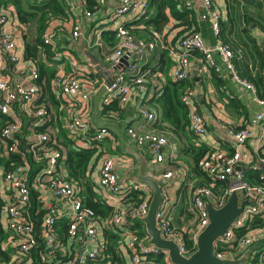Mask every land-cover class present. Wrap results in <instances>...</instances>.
<instances>
[{"label": "built area", "instance_id": "built-area-1", "mask_svg": "<svg viewBox=\"0 0 264 264\" xmlns=\"http://www.w3.org/2000/svg\"><path fill=\"white\" fill-rule=\"evenodd\" d=\"M84 8L81 14L71 16V32L73 40L82 36L83 18L91 17L105 0H96V10L87 8L86 0H78ZM117 6L111 12V20L129 16L138 19L146 13L149 0H117ZM186 4L190 5L189 2ZM71 8V7H70ZM82 15V16H81ZM202 20L210 21V28L215 35L220 31V15L213 8L212 0L201 1ZM114 40L107 41L103 38L100 28L93 26L87 34V41L91 46L103 48V60L109 64L117 65L120 58L127 54V67L125 71L116 72L110 84L100 81L97 85L86 82L83 74L89 71L85 64H81L70 54H66L63 64L68 65V71L57 69L52 79V90L60 100L59 109L64 110V129L74 144L80 147L93 146L92 141L101 142L107 135L105 127L94 129L87 120H84L77 110V101L80 108L87 105L89 90L103 93V105H110L116 101L118 109L123 110L129 98L135 91L144 94L147 92L145 76L148 71L143 69L147 56L157 47L167 50L173 64L170 77L173 81L187 80L191 77L190 58L192 52H198L195 67L199 73L212 71L217 75L230 74L233 80L242 87L250 89L253 98L261 105L262 111L253 115L247 125L240 128H230L224 121H218L217 127L228 128L227 132L233 139L234 151H218L207 159H202L201 165L208 176L209 183L191 185V201L189 202L192 212V232L184 227H177L171 222L169 212L164 206L165 196L159 210L156 213V225L161 230L162 237L173 240L179 247L181 254L188 256L185 238L189 237L196 242L198 233L209 223V216L205 204L208 202L215 207L222 206L229 191L236 187H245L248 194L253 198V203L245 205L236 220L226 229L225 234L214 241L215 255L219 259H235L253 245L259 236L264 235V173L260 174L262 183L249 185L242 180V155L239 147L246 140L255 137L256 150L264 147V95L260 97L256 93L254 85L242 78L233 61L231 47L221 41L213 46L207 45L199 32L190 33L182 37L178 42V48L166 44L159 32H152L147 38H139L133 35L130 27L120 22L113 26ZM25 39H32L29 27L20 24L16 18L12 5L7 4L0 8V114L8 116L0 130V139L4 151L19 152V141L15 137L22 128V121L16 110H23L28 117L33 119V126L45 124L50 118V112L42 106L35 104L38 97L36 79L39 76L38 69L31 60H26L24 54L17 53L18 44L24 43ZM58 35L57 30L48 26L42 33L44 44L51 45L56 49ZM107 50V51H106ZM24 53V49H23ZM218 54L219 61L215 59ZM55 56L60 57L58 51ZM23 62V66L17 64ZM181 100L187 105L189 114V131L195 137L203 136L206 131V120L198 109L194 99L192 88H186ZM66 104H64L65 102ZM139 112L147 122L156 121L159 114L153 108L140 107ZM255 128V130H254ZM36 130V129H35ZM36 142L28 146L34 160H44L41 168L32 178L29 177V164L15 166L12 170L4 172L3 179L13 190V198L6 206V228L10 237L14 240V251L11 259L2 264H34L31 252L37 247L38 242L44 244V252L41 259L48 262L59 254L64 258L59 264H98L106 255V240L98 236L96 223L103 228H109L125 239V245L129 253L130 264H144L150 255L160 252L164 254V260L171 264L166 251L160 250L153 245L147 244V236H139L137 230L129 228L131 220H142L147 214L151 191L141 182L132 183L118 181L115 172V159L110 155H101L98 161V183L109 194L117 195L122 192H138L140 201L137 204H128L123 208L112 209L105 216H96L94 210L84 204L76 185L63 174L64 166L61 163L63 154L58 147L46 146L50 140L48 131L36 132ZM127 135L135 143L140 151H143L151 167L162 164L165 159V148L169 141L167 136L149 128L128 127ZM99 147L100 144H95ZM144 154V155H145ZM264 165V157L256 154L251 161V168L258 169ZM174 172H163L164 178H170ZM226 182L227 188L223 193H215L213 187L216 182ZM33 189L40 200L41 192L47 190L53 195L60 197L66 206L65 210L57 205L48 203L45 209L42 205L36 213L43 210L41 219H35L31 213V194ZM125 189V190H124ZM260 217L263 224L257 229H251L250 225L254 217ZM66 221L64 241L59 237L55 227L57 221ZM36 228L39 231V239L36 236ZM244 228L243 234H237V230ZM71 245L70 249L65 244ZM77 244L81 251L72 249ZM247 264H263L264 253L258 255V259L252 262V256Z\"/></svg>", "mask_w": 264, "mask_h": 264}, {"label": "crops", "instance_id": "crops-1", "mask_svg": "<svg viewBox=\"0 0 264 264\" xmlns=\"http://www.w3.org/2000/svg\"><path fill=\"white\" fill-rule=\"evenodd\" d=\"M185 1L186 3L189 2L190 6L196 12L199 33L203 37L205 43L210 46L215 45L217 41H221L228 45L231 43V50L234 54L233 61L240 76L254 85L256 93L259 96L260 94L264 95V26L262 25L264 21V13L261 11L263 17L262 22H260L254 17V15H251L249 7L236 10L235 7L239 3V0H231L230 16L224 12V0H212L213 8L220 15V31L219 35H215L210 28V21L202 20L200 18L202 0ZM249 1L252 2L253 0ZM66 2L70 10L69 15L63 19H54L49 24L50 27L57 30L58 35L54 53L55 51H58L61 55L59 58H65L66 54H70L77 62L85 64L89 71L83 74V79L94 85H97L100 81L111 79L116 72L125 71L127 63L119 62L117 65H112L105 62L103 60V48L89 45L86 37L93 26L100 28L102 34L105 32L107 34V32H112V28L115 24L122 22L129 26L131 31H134L136 37L147 38L149 36L144 30V25L136 22L139 18L132 19L129 16H124L120 20H111L109 16L117 6L118 1L105 0L104 4L99 6L98 10L95 9L96 11L91 17L84 18V16L81 15L83 18V33L79 39L73 40L70 35L72 24L71 16L81 14L84 8L78 0H66ZM261 2L264 9V0H261ZM171 21L175 22L173 18H171L168 23ZM202 22L207 23L206 29L208 31L210 29L215 37V41L211 34L203 32L201 27ZM223 23L227 24V31L229 30L227 38L221 37V25H223ZM229 23H231L230 27ZM176 30L177 29L175 28L172 29L170 24H167L165 29L159 33L166 44L178 48V40L175 39ZM103 38L105 39L104 36ZM23 49V43L20 42L17 47V53L22 55ZM198 55V52H192L191 54V77L189 78L197 109L204 115L206 120L207 131L198 139H194L188 129H185V132L175 130L169 123L161 121L159 106L155 100L158 97L163 84H165L167 80H171L170 70L173 64V59L167 50L159 47L147 56L143 65V69L148 71L145 76V83L148 88L147 92L141 94L135 91L129 98V102L123 110L116 112L114 109H106L102 103L103 93L101 91L89 90L87 105L84 106V109L80 108L79 101H77L78 104L76 105L79 109L77 111L80 112L84 120L89 122L92 128L97 129L105 127L107 129V135L104 136L103 140L100 142L101 155H110L114 157L115 172L116 174L117 170L121 172L120 175L117 174L120 183H132L137 181V162L124 151L122 139H125L132 144V146L142 155L145 154L143 151H140L135 143L129 138L127 135V128L143 126L144 128L162 132L167 136L169 143L165 148V161L154 167H151L148 162L147 174L162 183L163 193L166 199L164 206L169 212L171 222L177 227H184L186 221L185 210L191 212L190 207L188 206V203L191 201V185H196L201 182L200 178L195 177L193 173L189 171L191 158L184 154L183 150L192 142L195 146L203 145L209 147L214 150V152H233V139L227 132L228 128H218V121H224L226 126L230 128H240L243 125H247L254 114L262 111L261 105L253 98V92L236 83L230 74L215 75L212 71L199 73L195 67ZM215 59L219 61L218 54H215ZM17 66H23V62H20ZM60 66L61 64L58 68ZM67 68L68 65L66 66V64H63L60 67V69H64V71H68ZM230 99L231 107H227ZM64 104H66V102ZM141 106L153 108L159 113L156 114L157 119L155 122H147L146 118H144L139 112ZM51 111L52 114L57 115L56 117H58V121H60L61 126L64 127L66 112L59 109V107L57 109L52 108ZM16 114L19 115V118L22 121L20 135L24 147L28 150V146L36 142L35 134L38 131L34 129L33 123L28 124L30 117H28L23 110H16ZM3 117L9 118L8 116L0 114V121ZM50 126L47 127L48 133L51 132L54 135L58 132L56 125ZM256 145V139L255 137H252L239 147L242 155V171L246 168H251V161L256 157V154L263 153L264 148L256 150ZM3 153H5L4 147L2 142H0V156L4 155ZM144 156H146V154ZM98 167L99 163L97 162L90 175L93 182L94 192H96V198L99 199L100 202L111 206L112 209L123 208L126 205L133 203L131 200L132 197L129 195L131 192L125 191L121 194L111 195L99 185ZM260 168L264 170V168ZM61 170L63 174L66 173L65 167ZM168 170L174 172V175L170 178H164L163 172ZM123 172L128 173L125 175ZM3 176L4 166L0 164V222L3 232L6 235L5 239L1 240V247L5 250H10V255H12L14 251V240L10 237L6 228V206L11 202L14 194L10 186L4 181ZM39 202L44 209L48 203L57 205L63 210L66 208L64 201L60 197L53 195L52 192L47 190L41 192ZM262 224V218L256 216L251 222L250 230L257 229ZM190 225H192V222ZM96 226L100 239H105V231H112L109 228L101 227L99 223H96ZM145 236H147V234ZM187 236L189 237L190 235L187 233ZM65 245V248L68 251L71 250L70 244L66 243ZM72 249L81 251L82 247L75 244ZM249 249L251 250L249 258L256 254H263L264 235L259 236ZM116 253L119 261L123 262V264H130L125 239L121 236ZM249 258L247 263L250 262ZM109 259H104V262L99 263L110 264ZM165 264L170 263L165 260Z\"/></svg>", "mask_w": 264, "mask_h": 264}, {"label": "trees", "instance_id": "trees-1", "mask_svg": "<svg viewBox=\"0 0 264 264\" xmlns=\"http://www.w3.org/2000/svg\"><path fill=\"white\" fill-rule=\"evenodd\" d=\"M86 2L87 8L90 10L96 9V0H86ZM7 4L13 6L18 22L28 26L29 32L33 35L32 39L24 38L23 54L26 60H31V62L34 63L39 73L36 79L38 97L35 104L44 106L48 112H50L49 120L43 125L35 126L34 129L42 132L44 130L48 131L47 127L50 125L57 126L58 132L54 135L49 132L50 140L45 142V145L59 148L63 154L61 163L66 169L67 179L77 186L84 204L91 207L96 216L105 217L111 212L112 208L96 198V192H94L93 182L90 176L102 154L100 149L101 146H95V144H100V141H92L93 146L89 147L75 145L74 141L67 135L64 127L61 126L60 121H58L57 115L52 114L51 111L52 108L57 109L60 103V100L52 90L51 81L57 72L58 66L63 63L64 58L56 57L52 46L43 43L42 33L52 20L63 19L69 15L70 10L67 2L66 0H0V8ZM171 18L175 21L174 26L177 27L175 39L178 40V42L185 35L199 32L196 12L190 5L186 4L185 0H149L148 10L136 20V22L144 25V30L148 33V36H150L152 32H162ZM131 32L133 35L135 34L134 31ZM103 36L107 41H111L112 43L115 35L113 32H107V34L105 32ZM186 88H191L189 79L180 81L167 80L161 87L159 95L155 100L159 106L161 121L167 122L175 130H181L183 132H185V129L189 131V110L187 105L181 100V96ZM262 96L263 95L260 94V97ZM103 106L106 109H114L116 112L119 111L116 101H113L110 105ZM227 107H231V99L228 101ZM8 119L7 117H3L0 121V130ZM29 119L28 124H31L33 119ZM189 133L191 132L189 131ZM192 136L194 139H198V137H195L193 134ZM15 137L19 141V152L3 153L4 155L0 156V164L4 166L5 172L27 161L29 164L28 174L29 177L32 178V176L44 167V160H34L31 153L24 147L20 131L16 133ZM0 142H2L1 139ZM183 153L191 158L189 171L192 172L195 177L201 179V182L198 184L209 183L208 176L203 170L201 162L202 159H207L211 154L215 153L214 150L203 145L195 146L191 142L183 150ZM260 155L264 157V151L260 153ZM262 173H264V170L261 168H246L242 172V180L249 185H258L262 183L259 177ZM226 188L227 183L222 181L216 182L213 190L215 193H223ZM30 194L31 213L35 219H41L44 211L40 210L37 213L35 212L37 208L41 206V203L36 198L37 193L31 189ZM129 195H131L133 203L135 202L134 204L140 201L138 192H131ZM128 226L131 229L137 230L139 236L144 237L146 235L142 221L131 220ZM55 227L59 233V237L64 241V234L67 228L66 221L64 219L57 221ZM245 231L244 228H241L237 230L236 233L239 235L243 234ZM5 237L6 235L3 232L0 222V264L6 263L11 259L10 250H5L1 247V240L5 239ZM104 237L106 239L107 248L104 259L110 258V264H123V262L118 260L116 253L120 239L119 234L107 230V232L105 231ZM185 243L189 252L192 253L196 249L194 240L190 239L188 236L185 238ZM43 252L44 244L40 241L37 247L31 252L34 264H59V262L64 260L63 257L57 254L51 261L46 262L41 259V254ZM104 259L99 262H104ZM257 259L258 254L254 255L251 261L254 262ZM145 263L165 264L164 254L160 252L155 255H150L145 260Z\"/></svg>", "mask_w": 264, "mask_h": 264}, {"label": "water", "instance_id": "water-1", "mask_svg": "<svg viewBox=\"0 0 264 264\" xmlns=\"http://www.w3.org/2000/svg\"><path fill=\"white\" fill-rule=\"evenodd\" d=\"M127 54L120 58V62L127 63ZM111 79H107L110 84ZM124 151L137 162L136 179L144 183L151 191L147 214L141 220L147 234V244L166 251L171 264H247L251 250H245L235 259H219L215 255L214 241L224 235L226 229L236 220L245 205L252 204L253 198L248 194L245 187L232 188L225 203L215 207L206 203L205 207L209 216V223L196 237V249L185 256L180 253L178 245L170 239L162 237L160 228L156 225V213L164 199L163 185L156 178L147 174L148 158L139 153L129 142L122 139ZM260 167L264 168V165ZM39 231L36 228L37 239Z\"/></svg>", "mask_w": 264, "mask_h": 264}, {"label": "rangeland", "instance_id": "rangeland-1", "mask_svg": "<svg viewBox=\"0 0 264 264\" xmlns=\"http://www.w3.org/2000/svg\"><path fill=\"white\" fill-rule=\"evenodd\" d=\"M249 0H239V3L237 4V6L235 7L236 10H240V9H244V7H249L250 10H251V15H254V17L259 20L260 22H262V12L264 13V9H263V5H262V2L261 0H253L252 2H248ZM227 6V7H226ZM223 9H224V12L227 13L228 15L231 16V0H224L223 1ZM262 11V12H261ZM171 25L172 26V29H176L177 27L174 26V22L171 21L170 23H168V25ZM206 22H202L201 24V27H202V30L204 33H207V34H212V32L209 31L206 29ZM231 23H229V27H230ZM264 26V21H263V24ZM221 28H222V33H221V37L222 38H227L228 36V31H227V24L226 23H223V25H221ZM231 32V31H230ZM214 37V36H213ZM214 41H215V37H214ZM231 45V43H229ZM229 45V46H230ZM231 47V46H230ZM120 171L117 170V174L120 175ZM128 172H123V174H127ZM135 203V202H134ZM188 206H189V203H188ZM185 215H186V221H185V224H184V228L188 231V232H192L193 230V225H190L191 223V218H192V214L191 212H188L187 210H185Z\"/></svg>", "mask_w": 264, "mask_h": 264}]
</instances>
